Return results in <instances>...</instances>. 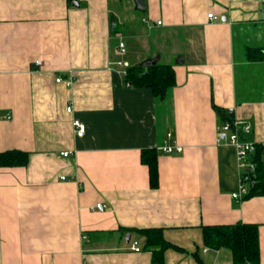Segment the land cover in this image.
<instances>
[{"label":"crops","instance_id":"crops-1","mask_svg":"<svg viewBox=\"0 0 264 264\" xmlns=\"http://www.w3.org/2000/svg\"><path fill=\"white\" fill-rule=\"evenodd\" d=\"M261 51L264 0H0V152L28 153L0 167V264H153L148 228L168 243L161 264H232L201 229L236 222L257 224L264 264V196L232 198L236 151L213 108L264 151ZM150 62L175 75L158 104L124 77ZM167 133L181 152L157 150Z\"/></svg>","mask_w":264,"mask_h":264},{"label":"trees","instance_id":"trees-1","mask_svg":"<svg viewBox=\"0 0 264 264\" xmlns=\"http://www.w3.org/2000/svg\"><path fill=\"white\" fill-rule=\"evenodd\" d=\"M253 55V54H252ZM264 53H258L261 59ZM125 81L136 88H149L154 101L158 104L167 96L175 83L173 68L168 64L144 63L143 65L128 66L125 71ZM215 113L221 123L232 122L233 118L227 110L213 105ZM264 151L256 145L253 161L256 163L253 185L248 189L250 196H264ZM157 151L145 148L141 151L140 162L148 168L149 187L158 186V166L156 164ZM28 153L12 149L0 152V167L25 166ZM145 239V247L151 248L153 264H161L163 248L168 246L161 236V229L148 228L137 230ZM203 243L206 247L219 249L222 247L231 251L232 264H258V226L257 224L236 222V224L207 225L201 229Z\"/></svg>","mask_w":264,"mask_h":264},{"label":"built area","instance_id":"built-area-1","mask_svg":"<svg viewBox=\"0 0 264 264\" xmlns=\"http://www.w3.org/2000/svg\"><path fill=\"white\" fill-rule=\"evenodd\" d=\"M209 19L215 20L216 16H212L210 14H207ZM157 24H160V21H157ZM118 51L120 54L125 53L126 49L124 47L123 42L117 43ZM34 64L39 65V61H35ZM118 65L123 66L125 63L117 62ZM57 82L60 81L59 78H55ZM70 80L66 82L67 85H69ZM71 108L70 106L66 107V112L70 113ZM228 113L231 114V110L228 111ZM71 123L74 128V133L78 137H82L85 133V126L82 122H80L78 119L73 118L71 120ZM250 132V124L246 122H239L235 118H233L232 122H222L221 126L218 130V136L217 141L223 140L228 145L235 147L236 151V162L238 163V168L240 170L239 172V182H238V189L235 191V193L232 194V198H238L240 196H245L248 194V189L253 185L254 183V175H255V168L256 163L253 161V156L256 151V145L251 140H245L241 137V135H246ZM166 140L164 141V144L157 148V150H161L164 153H179L183 149L178 144H168L167 141L172 138V135L170 133L166 134ZM63 156H67L68 152H63ZM264 161V156H263ZM95 209L101 210L103 209V204L97 203L94 206ZM131 249L134 251H138L139 247L133 243L131 246Z\"/></svg>","mask_w":264,"mask_h":264},{"label":"water","instance_id":"water-1","mask_svg":"<svg viewBox=\"0 0 264 264\" xmlns=\"http://www.w3.org/2000/svg\"><path fill=\"white\" fill-rule=\"evenodd\" d=\"M152 63L154 64L155 62H152ZM125 239L129 240V239H128V235H126Z\"/></svg>","mask_w":264,"mask_h":264}]
</instances>
